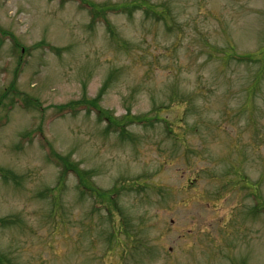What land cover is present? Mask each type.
Masks as SVG:
<instances>
[{
    "label": "rangeland",
    "instance_id": "rangeland-1",
    "mask_svg": "<svg viewBox=\"0 0 264 264\" xmlns=\"http://www.w3.org/2000/svg\"><path fill=\"white\" fill-rule=\"evenodd\" d=\"M90 1L0 0V261L264 264V0Z\"/></svg>",
    "mask_w": 264,
    "mask_h": 264
},
{
    "label": "trees",
    "instance_id": "trees-1",
    "mask_svg": "<svg viewBox=\"0 0 264 264\" xmlns=\"http://www.w3.org/2000/svg\"><path fill=\"white\" fill-rule=\"evenodd\" d=\"M83 1H85V0H83ZM94 4L92 3V2H89V9L91 8V11H92V9H94V10H96V11H99L100 9H98V8H92L91 6H93ZM87 6V5H86ZM142 7H145V8H147V9H149L150 8V5H145V6H142ZM116 9H118V8H116ZM105 10H107L106 8H104L103 9V11H105ZM94 12L92 11V14H93ZM91 17H92V15H91ZM79 102H82V101H79ZM85 103H87L86 101H85ZM96 109L98 110V114L99 115H101L104 119H106V120H108V121H111L110 120V116H109V113L107 112V110H105V111H103V112H100L99 110H100V108H99V106L97 105L96 106ZM157 119V118H156ZM133 121H138V122H140L139 120H131V122H133ZM142 121V120H141ZM60 165L62 166V167H64L65 169L69 166V167H71L70 169L72 170V171H75V170H80V169H78L77 167H76V165L73 167V166H71L70 164H69V162H67L66 160H61V162H60Z\"/></svg>",
    "mask_w": 264,
    "mask_h": 264
}]
</instances>
